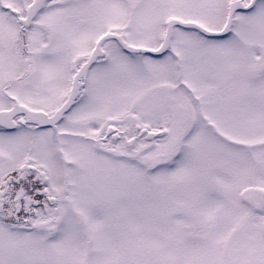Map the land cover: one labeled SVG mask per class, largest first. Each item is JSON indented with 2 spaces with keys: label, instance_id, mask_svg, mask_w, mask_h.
Instances as JSON below:
<instances>
[{
  "label": "snow or ice",
  "instance_id": "1",
  "mask_svg": "<svg viewBox=\"0 0 264 264\" xmlns=\"http://www.w3.org/2000/svg\"><path fill=\"white\" fill-rule=\"evenodd\" d=\"M0 264H264V0H0Z\"/></svg>",
  "mask_w": 264,
  "mask_h": 264
}]
</instances>
